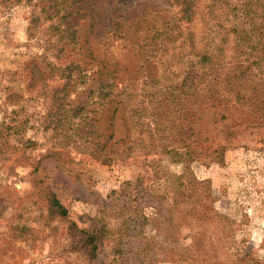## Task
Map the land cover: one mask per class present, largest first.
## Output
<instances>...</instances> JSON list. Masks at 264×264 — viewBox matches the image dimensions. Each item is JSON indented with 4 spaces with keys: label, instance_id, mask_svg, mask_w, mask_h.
<instances>
[{
    "label": "rangeland",
    "instance_id": "rangeland-1",
    "mask_svg": "<svg viewBox=\"0 0 264 264\" xmlns=\"http://www.w3.org/2000/svg\"><path fill=\"white\" fill-rule=\"evenodd\" d=\"M74 1L0 0V264H264V0ZM97 71L132 138L108 165Z\"/></svg>",
    "mask_w": 264,
    "mask_h": 264
},
{
    "label": "trees",
    "instance_id": "trees-1",
    "mask_svg": "<svg viewBox=\"0 0 264 264\" xmlns=\"http://www.w3.org/2000/svg\"><path fill=\"white\" fill-rule=\"evenodd\" d=\"M88 1L89 0H76V1H74L80 6L79 10L76 13H82L84 11L86 12V11H89V9H92V6H89ZM186 1L187 0H183V1L177 0V2L179 4V12L180 13H187L188 12V15H184L185 17L188 18L190 16V14L191 15L193 14V12H192V6L193 5L191 2L187 3ZM71 3H72V1H71ZM95 9L96 8L94 7V11L90 12L91 19L93 20V18H95V20H99L100 15L98 13H96ZM66 16H67V14H66ZM92 26L95 27V23H93ZM120 27L121 26H119L118 23L115 24V28H110L108 32L104 33L105 38L108 39V35H110V37H111L110 40L114 44H117L118 42L120 43V41H121L122 43H126V46H127L128 45L127 40H130L134 36L135 33H133L132 30L125 29L126 27H121V28ZM69 30H71L70 26L67 27L68 32H69ZM65 31H66V29H65ZM73 39L74 38H72V40ZM93 47H95V46H93ZM93 47L91 45L87 49V53L89 54L90 58L97 64V66H100V68H106L108 66V63H109V58L103 57V58H100L98 61L96 59L94 60L95 55H94V52L92 50ZM129 51L134 52L132 47L127 49L126 54H128ZM113 58L115 61H113V63L110 64L109 67L111 69L120 67L122 69L123 73L126 72L125 74H128V70L126 69V67H124L125 63H123L122 65H119V62L117 61V59L115 57H113ZM107 60H108V62H106ZM100 64H103V65L101 66ZM76 68L79 69L78 67H76ZM64 69H65L64 72H67V71H69L70 66H67ZM79 71H80V73L76 77H72L71 74L66 73L67 74L66 75V82L67 83H74V82L76 83L81 79L82 84L87 83V79H90L89 76L85 75L84 71L82 69L81 70L79 69ZM96 74H97V78H98L97 83L99 85H101V87H99V89H98V95H99L98 98L100 101H105L107 104H109V106L111 105V108L109 109V111L107 113V117H106V119L108 121L107 126H106V130H108L109 133L107 134V136L105 138H101V137L94 138V142L86 140L85 141L86 150H84V152H86L93 159L98 160L103 165H108L112 162L122 161L124 159V157L126 156V152L128 150L132 149L131 145L129 144V141L132 140V138L130 137V134L128 133L127 119L125 120L124 114L122 112H119L118 115L116 116L118 109H117V107L112 106L115 104V101H113V99H110V98H112V93L110 92V89L112 87L111 85H113V84L106 83L105 85L104 84L102 85V83L106 82V79L108 77H110L111 75H115L116 73L114 71H112V72L97 71ZM90 77H92V76H90ZM233 86H234V84L230 85L229 81H228L226 87L228 89H232ZM236 88L238 89V87H236ZM63 90H65L64 87H63ZM91 92L92 91H90L89 93L91 94ZM235 95L239 96V95H237V93H235ZM224 101L228 102V100H224ZM55 104H57V103H55ZM68 104H72V102L68 101ZM246 104H247V100L245 98H242V109H243V111L247 110L248 112L251 113V111H249L248 108H246ZM86 107H87V103H84V104L80 105V107L75 106L73 109L68 110L67 113L73 112L76 114L77 113L80 114V117L83 118V122H84L86 120H90L89 118H87L86 115L92 113V111L87 110ZM118 123L122 124L123 128L126 129L125 136L122 139L114 140V142L111 143V140L113 141V139L115 138L114 132L116 131L115 128H116ZM252 123L253 122L250 121V124H252ZM84 125L88 126V124L85 122H84ZM246 127H253V126L246 125V126H244V129ZM149 143H150L149 146L151 149L148 151V153H151L154 151L153 148H155V147H154L153 143H151V142H149ZM139 145H141V144L139 143ZM127 154H128V152H127ZM138 180H140L139 177L137 179H135L134 182H132L130 185L136 184V182ZM127 185H129V184H127ZM51 206L58 212V214L60 216H65L67 214L66 210L58 203L57 200L52 199Z\"/></svg>",
    "mask_w": 264,
    "mask_h": 264
}]
</instances>
